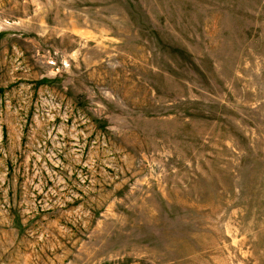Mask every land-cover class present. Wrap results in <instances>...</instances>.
Listing matches in <instances>:
<instances>
[{"label": "rangeland", "instance_id": "rangeland-1", "mask_svg": "<svg viewBox=\"0 0 264 264\" xmlns=\"http://www.w3.org/2000/svg\"><path fill=\"white\" fill-rule=\"evenodd\" d=\"M0 264H264V0H0Z\"/></svg>", "mask_w": 264, "mask_h": 264}]
</instances>
